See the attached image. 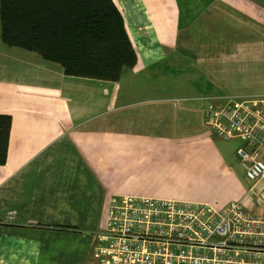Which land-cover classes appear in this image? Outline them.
Returning a JSON list of instances; mask_svg holds the SVG:
<instances>
[{"label":"crops","instance_id":"crops-1","mask_svg":"<svg viewBox=\"0 0 264 264\" xmlns=\"http://www.w3.org/2000/svg\"><path fill=\"white\" fill-rule=\"evenodd\" d=\"M113 2L137 54L116 81L66 75L0 36V113L11 117L0 164V264H92L111 200L220 206L188 196L187 183L237 182L207 146L203 108L221 96L210 79L224 75L226 58L245 45L233 33L264 28V0ZM195 75L207 82L187 88ZM180 79L187 87L172 91Z\"/></svg>","mask_w":264,"mask_h":264},{"label":"built area","instance_id":"built-area-1","mask_svg":"<svg viewBox=\"0 0 264 264\" xmlns=\"http://www.w3.org/2000/svg\"><path fill=\"white\" fill-rule=\"evenodd\" d=\"M203 116L216 136L241 139L236 153L246 177L252 186L264 182V95L209 101ZM111 201L92 264H264V210L254 213L240 201L217 206L135 195Z\"/></svg>","mask_w":264,"mask_h":264},{"label":"trees","instance_id":"trees-1","mask_svg":"<svg viewBox=\"0 0 264 264\" xmlns=\"http://www.w3.org/2000/svg\"><path fill=\"white\" fill-rule=\"evenodd\" d=\"M3 44L38 53L63 73L116 81L137 62L113 0H0ZM11 117L0 113V164Z\"/></svg>","mask_w":264,"mask_h":264},{"label":"rangeland","instance_id":"rangeland-1","mask_svg":"<svg viewBox=\"0 0 264 264\" xmlns=\"http://www.w3.org/2000/svg\"><path fill=\"white\" fill-rule=\"evenodd\" d=\"M259 27H264V23ZM228 34H230V31L227 28L226 35ZM233 34V40L237 37L245 45L240 49H236L235 53L226 58L224 75H217L218 79L215 80L210 79L209 86L211 91L221 95L218 99L212 100L216 103H223L229 98L239 101L251 96L264 95V28L258 30L255 34V32L250 30L249 26H245L243 30ZM189 76L192 77V75ZM200 77L203 78L204 83L207 82L205 75H195L192 78L194 81L186 80L191 86L187 87L186 83L181 82L182 79H180V82H176L173 86L170 83V89L176 91L183 90L181 89L182 87H195ZM199 83H201V80ZM222 97H225V99ZM208 133L210 144L207 146L213 144L217 148L220 155L225 158V161L231 167L233 177L237 182L233 184L226 182L221 185L217 178L200 177V180L203 181L202 184L197 183V181L191 184L187 183L186 192L188 196L199 200L202 197L209 200H221L217 203L224 204L229 201H242L241 204L245 209L254 213L264 210V182L262 181L252 186L253 181L246 177L236 153L237 148L241 145V139L226 141L214 135L210 130ZM209 157L210 160H216L217 158L212 154ZM257 196L262 198L261 202L257 200Z\"/></svg>","mask_w":264,"mask_h":264}]
</instances>
